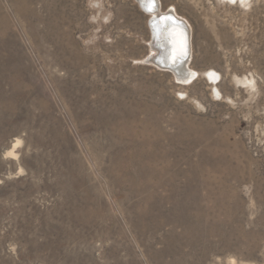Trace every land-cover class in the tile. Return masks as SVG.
Listing matches in <instances>:
<instances>
[{"label":"rangeland","instance_id":"rangeland-1","mask_svg":"<svg viewBox=\"0 0 264 264\" xmlns=\"http://www.w3.org/2000/svg\"><path fill=\"white\" fill-rule=\"evenodd\" d=\"M159 3L189 81L139 0H0V264H264V0Z\"/></svg>","mask_w":264,"mask_h":264},{"label":"bare ground","instance_id":"bare-ground-1","mask_svg":"<svg viewBox=\"0 0 264 264\" xmlns=\"http://www.w3.org/2000/svg\"><path fill=\"white\" fill-rule=\"evenodd\" d=\"M140 3L145 9L148 10L150 8L152 10H148L151 12L152 17L161 16L162 18L163 31L161 32V36L163 38L158 43L166 48L163 49L162 47L153 46L156 49L153 57L157 55L163 56L164 65L159 66L171 69L178 79L184 82L189 81L198 72L189 65L191 42L188 22L180 17L173 9L167 11L161 10L159 0H141ZM150 26L152 37H156V31L153 25ZM212 72L213 74H217L214 70L207 73L211 74Z\"/></svg>","mask_w":264,"mask_h":264},{"label":"water","instance_id":"water-1","mask_svg":"<svg viewBox=\"0 0 264 264\" xmlns=\"http://www.w3.org/2000/svg\"><path fill=\"white\" fill-rule=\"evenodd\" d=\"M141 1V0H139ZM150 11H152L150 8L148 9ZM155 18V19H154ZM152 22L151 25H153L154 30L156 31V37H152L153 39V45L154 46H158V47H162L163 49H165L166 47H164L163 45H161L160 42L162 40V36H161V32L163 31V24L161 23L162 18L161 16L158 17H152ZM153 61L156 62L158 65H164V59L163 56L157 55L153 57Z\"/></svg>","mask_w":264,"mask_h":264},{"label":"snow or ice","instance_id":"snow-or-ice-1","mask_svg":"<svg viewBox=\"0 0 264 264\" xmlns=\"http://www.w3.org/2000/svg\"><path fill=\"white\" fill-rule=\"evenodd\" d=\"M10 155H11V153H10Z\"/></svg>","mask_w":264,"mask_h":264}]
</instances>
